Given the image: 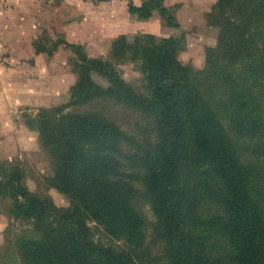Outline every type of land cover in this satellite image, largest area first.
<instances>
[{
	"label": "trees",
	"instance_id": "16d2710c",
	"mask_svg": "<svg viewBox=\"0 0 264 264\" xmlns=\"http://www.w3.org/2000/svg\"><path fill=\"white\" fill-rule=\"evenodd\" d=\"M129 7L140 19L158 11L165 25L179 26L164 0ZM214 14L218 46L201 70L179 57L181 36H117L110 53L141 47L147 94L113 61L60 40L77 56V81L67 102L40 108L30 122L52 158L50 184L71 204L58 206L30 190L19 168H4L0 196L11 198L14 215L31 220L34 233L23 231L2 264H141L129 248L99 242L89 221L138 250L145 203L165 264H264V157L245 154L264 156V0H218ZM76 105L91 108L66 111ZM117 106L147 115L155 139L123 127ZM215 205L221 212H212Z\"/></svg>",
	"mask_w": 264,
	"mask_h": 264
},
{
	"label": "rangeland",
	"instance_id": "374dc122",
	"mask_svg": "<svg viewBox=\"0 0 264 264\" xmlns=\"http://www.w3.org/2000/svg\"><path fill=\"white\" fill-rule=\"evenodd\" d=\"M168 2H170V5L168 6L172 9L179 21L178 27L168 28L170 26L165 25L162 19L160 21L161 25L159 26V23L150 22L147 19L146 23L142 22L138 25L139 29L144 30L137 31L134 30L135 27H129L126 35L127 38L131 41L135 40L134 38L136 35L141 36V33H152L155 34L157 38L175 34L176 36H181L184 38V42L180 44L181 48L179 51V57L181 60L187 64H191L195 69H204L207 66V58L210 50L213 47L218 46V38L221 29L212 24V22H215L217 19V16L214 13L215 4L218 0H168ZM226 7L230 9L229 6L226 5ZM213 15L215 16L213 17ZM42 31L43 32L39 33L40 40L43 42V38H47L48 42L46 45L51 47L61 38H64L63 33L57 30L53 25L45 27ZM171 31H174V33L169 34L168 32ZM116 38L117 37H114L113 41ZM147 42L148 43L146 44L150 43L149 41ZM96 48H98V46L93 43L89 47L90 50L86 47V51L89 53H96ZM69 49L74 52L71 48ZM69 49H67V52L70 51ZM140 49L141 47L129 48L125 51L120 49L114 54L107 52L103 57L107 60L113 61L116 64V67L121 70L124 79L138 92L147 94V80L142 71L145 61ZM1 52L2 53L0 54H4V50ZM67 52L65 50L60 58L64 60L63 62H65V64L67 63L66 66L68 69L71 68L72 70V68H75L77 56L70 55L69 57ZM73 54H75V52ZM3 58L4 57L2 56L0 59L3 61ZM93 78L97 82L105 85H108L109 83L104 76L99 75L95 71L93 72ZM21 84H25V81L17 83V85ZM4 85V82L0 79V88H3ZM14 87H11L10 90L19 92ZM71 89L72 88L66 86L57 91H50L48 94L47 92H43L42 97L44 98H41L42 101L41 99L38 100L37 97L25 98L28 95H23L21 99H18V102L21 100L19 103H11L13 105L9 106H7L6 100V97L9 94L5 97L4 91H0V178L3 175V172H5L4 168L6 170H11V168L17 167L23 175V182L30 190L49 197L58 206L70 205L71 197L67 193L58 190L50 184L49 178L53 172L52 158L49 152L42 146L39 138V131L31 124L30 120L37 117L36 115L42 107L55 106L67 102L71 94ZM20 93L23 94L25 92L20 91ZM17 94L18 93L15 95ZM45 94H47V97H45ZM53 100L55 102H53ZM88 108H91V106L89 107L86 105L85 107L78 108L76 105L66 108V111L88 110ZM120 108V106H117L114 110L118 122H120L123 127L137 134L140 140L148 138L150 141L155 139L156 134L151 129L150 118H148L147 115L142 112H133V110L127 112ZM119 111L120 113H118ZM245 147L246 145L243 146L242 149L244 150ZM245 150V154L249 155L250 159L254 162L264 157H259L258 155L257 157L251 150ZM247 155L245 156L247 157ZM206 210L210 211V209ZM221 210L222 207L219 205H215L212 208V212H221ZM142 211L143 216L145 217L147 231L146 238L142 241L143 243H140L141 245L138 246V250H133L131 243L125 237L121 238V236L117 237V235H113L111 231L103 227L102 224L96 221H89V224L91 225L94 237L99 242L106 244L115 243L121 248H129L139 259L141 264H154L150 263L149 259L152 256L158 255L160 257L155 264H165L167 260L164 256V245L162 244L163 242L160 240L159 235L155 232L154 224L156 222V217L150 205L146 203L143 205ZM23 231L28 235L34 233L32 221L17 218L12 210L11 198L8 196H0V254H2V257H0V264L3 262L4 253H6V256L10 254L8 249L17 251L16 244L18 236L24 233ZM5 249L7 251H5ZM14 255L16 256V253ZM19 263L22 264L20 258Z\"/></svg>",
	"mask_w": 264,
	"mask_h": 264
},
{
	"label": "crops",
	"instance_id": "0c3cea01",
	"mask_svg": "<svg viewBox=\"0 0 264 264\" xmlns=\"http://www.w3.org/2000/svg\"><path fill=\"white\" fill-rule=\"evenodd\" d=\"M130 1L139 5L144 0H0V53L4 50V54H0V58L4 57L3 61L0 59V79L5 84L0 91H4L5 97L9 94L7 106L16 104L23 95L39 100L44 98L43 92L48 94L66 86L72 88L77 74L60 58L69 49L60 40L86 44L88 49L94 43L98 46L96 53H87L103 57L110 52L114 37L127 35L129 27L144 30L138 25L147 20L130 11ZM164 1L170 5L168 0ZM148 20L161 25L158 11H154ZM50 25L64 35L52 47L46 45L47 38H43L45 42L39 38V33ZM73 53L70 50L67 55L70 57L75 55ZM24 81L25 84L17 85ZM11 87L19 92L10 90Z\"/></svg>",
	"mask_w": 264,
	"mask_h": 264
}]
</instances>
